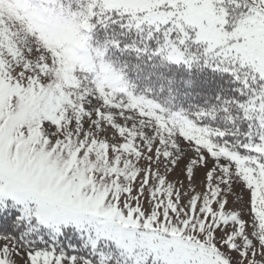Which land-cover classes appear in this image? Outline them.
Listing matches in <instances>:
<instances>
[{"label":"snow or ice","instance_id":"6c2138e0","mask_svg":"<svg viewBox=\"0 0 264 264\" xmlns=\"http://www.w3.org/2000/svg\"><path fill=\"white\" fill-rule=\"evenodd\" d=\"M0 264H264V0H0Z\"/></svg>","mask_w":264,"mask_h":264}]
</instances>
